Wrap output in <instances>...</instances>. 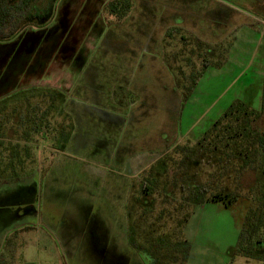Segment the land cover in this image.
Wrapping results in <instances>:
<instances>
[{"label":"rangeland","instance_id":"1","mask_svg":"<svg viewBox=\"0 0 264 264\" xmlns=\"http://www.w3.org/2000/svg\"><path fill=\"white\" fill-rule=\"evenodd\" d=\"M109 1L35 0L21 32L0 42V156L20 150L16 170L0 176V264H152L130 237L149 247L169 231L187 246L181 224L156 221L161 192L148 215L150 200L136 201L141 181L236 99L262 106L264 0H128L124 18ZM171 27L180 30L169 37ZM225 57L185 101L190 72ZM47 109L48 138L27 142L29 114ZM253 126L264 131V114ZM234 178L225 183L242 194L235 205L205 204L186 224L185 264H264L235 252L264 172Z\"/></svg>","mask_w":264,"mask_h":264},{"label":"trees","instance_id":"2","mask_svg":"<svg viewBox=\"0 0 264 264\" xmlns=\"http://www.w3.org/2000/svg\"><path fill=\"white\" fill-rule=\"evenodd\" d=\"M34 1L0 0V42L10 40L21 32L25 25L26 12ZM131 8L132 4L128 0H110L108 3V12L121 18H124ZM177 30L180 29L171 27L167 31V36L171 37ZM225 63L226 57L218 60L205 58L201 69H193L190 72L193 84L190 87H183L188 92L185 101L189 99L193 88L197 86L209 66L221 68ZM263 114L264 90L260 109H256L243 99H236L226 107L197 142L189 140L187 143L174 145L166 158H160L150 166L147 175L140 183V196L136 197V201L143 198L148 202L150 200L149 204H145L147 207L144 209L145 213L148 215L154 210L156 195L161 192L160 195L165 197L162 201L165 206L160 210L156 221L159 223L161 219L166 218V221L181 224L183 227L177 235L181 238L186 236L183 230L196 208L208 203H218L224 207L235 205L242 194L239 189L228 190L225 183L227 179L231 180L235 177L236 181L247 170L264 172V131L253 128V124L260 120ZM26 122L27 142H37V135L45 138L51 133L49 109L43 110L41 115H30ZM16 146L19 148V144ZM19 153L20 150H14L13 156L17 157ZM3 160L4 158L0 156V176L8 169L16 170L14 162L7 163L6 159ZM203 168L208 169L209 177L206 181H201L199 176ZM258 199L260 202L256 203L257 200H253L255 202L246 212L235 252L247 258L264 260V198L260 196ZM162 227L159 225V228ZM154 230L157 231L153 228L152 231ZM163 237H169L170 243L166 239L167 246L160 241L156 242ZM184 237L183 243L187 246L182 248L172 245L175 243L172 239L175 240L176 236L171 231L161 232L158 237L149 238V247L139 245L132 237L130 241H134L136 248L148 250L152 264H164L170 260L175 264H185L192 245Z\"/></svg>","mask_w":264,"mask_h":264},{"label":"flooded vegetation","instance_id":"3","mask_svg":"<svg viewBox=\"0 0 264 264\" xmlns=\"http://www.w3.org/2000/svg\"><path fill=\"white\" fill-rule=\"evenodd\" d=\"M55 1V0H54ZM54 7V4L52 5V8ZM51 8V9H52ZM51 9H50V11H51ZM51 13H53V12H51ZM26 18H25V23H26V21L27 22H29L30 20H28V18H29V16L26 14ZM28 88V87H27ZM6 101H8L9 102V100H6ZM5 101V102H6ZM16 107H19V106H15L14 107V110L16 109ZM26 117H27V115H26ZM30 118V114H29V116H28V118H27V121H28V119ZM27 126H28V124H27ZM27 130V129H26ZM59 131H62V130H59ZM60 134V135H59ZM59 134L57 133L56 135H55V137H54V139H56V136L60 139L61 138V132H59ZM26 137V136H25ZM44 138V137H43ZM45 138H48V136H46ZM17 145V144H16ZM15 145V147L12 149V151H11V154H10V156H8V158L6 159L7 161V163H9L10 161H12V162H14V164L13 165H15V167H16V161H15V158H16V160H17V158H19V155L17 156V157H14L13 156V152H14V150H19V148H17V146ZM25 151H26V148H25ZM20 160V162H21V159H19ZM16 176V175H15ZM12 229H14V227L13 228H11V229H9V231H13Z\"/></svg>","mask_w":264,"mask_h":264},{"label":"crops","instance_id":"4","mask_svg":"<svg viewBox=\"0 0 264 264\" xmlns=\"http://www.w3.org/2000/svg\"><path fill=\"white\" fill-rule=\"evenodd\" d=\"M173 145V144H172ZM172 145H170V146H172ZM133 173H134V171H133ZM133 176H134V174H133Z\"/></svg>","mask_w":264,"mask_h":264}]
</instances>
